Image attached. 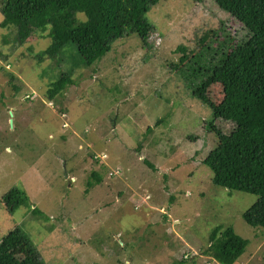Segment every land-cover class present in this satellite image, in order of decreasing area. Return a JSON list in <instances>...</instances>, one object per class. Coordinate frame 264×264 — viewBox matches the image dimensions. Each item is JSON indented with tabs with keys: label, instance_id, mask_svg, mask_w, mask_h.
Returning a JSON list of instances; mask_svg holds the SVG:
<instances>
[{
	"label": "rangeland",
	"instance_id": "374dc122",
	"mask_svg": "<svg viewBox=\"0 0 264 264\" xmlns=\"http://www.w3.org/2000/svg\"><path fill=\"white\" fill-rule=\"evenodd\" d=\"M145 21L149 33L116 41L91 67L73 44L41 61L46 34L25 26L22 42L0 26V241L20 227L43 264H218L204 251L224 226L249 242L235 264H264V229L242 217L256 197L213 185L203 164L217 144L212 110L193 97L190 66L176 67L179 47L200 53L210 35L212 58L248 31L213 0H161ZM205 94L223 98L218 84Z\"/></svg>",
	"mask_w": 264,
	"mask_h": 264
},
{
	"label": "trees",
	"instance_id": "16d2710c",
	"mask_svg": "<svg viewBox=\"0 0 264 264\" xmlns=\"http://www.w3.org/2000/svg\"><path fill=\"white\" fill-rule=\"evenodd\" d=\"M160 1L3 0L0 13L4 20L0 26L17 28L22 42L25 26L46 34L51 44L39 55L41 61L54 58L67 45L73 44L82 64L91 67L111 52L116 41L149 33L147 27L146 32H142L141 26L147 25L145 15L150 7ZM192 1L199 4L204 0ZM213 1L246 28L249 38L234 47L220 45L221 49L211 58L205 45L210 35H205L197 44L198 50L203 48L200 53L187 52L184 47L177 49L183 56L176 67L190 66L199 81L192 95L212 110L213 119L206 127L215 133L217 144L203 164L212 172L213 185L255 196L256 201L242 217L250 227L264 229V0ZM146 41L147 36L145 45ZM205 57L208 58L203 66L193 62ZM214 84L220 85L223 95L217 105L208 102L205 94ZM216 120L232 123V131L224 134L216 128ZM14 193L20 194V191H10L5 197L10 211L14 208ZM32 216L44 222L49 220L36 208ZM26 239L20 227L10 231L0 241V264H43L39 251L28 239L27 253L20 258L12 254ZM248 244L232 227L217 226L210 234L204 256L218 264H235Z\"/></svg>",
	"mask_w": 264,
	"mask_h": 264
},
{
	"label": "built area",
	"instance_id": "2783aa9c",
	"mask_svg": "<svg viewBox=\"0 0 264 264\" xmlns=\"http://www.w3.org/2000/svg\"><path fill=\"white\" fill-rule=\"evenodd\" d=\"M156 42H160L159 39H158V41H156ZM104 157H105V156H103V158H104ZM100 158H101V157H100ZM105 158H106V157H105Z\"/></svg>",
	"mask_w": 264,
	"mask_h": 264
}]
</instances>
